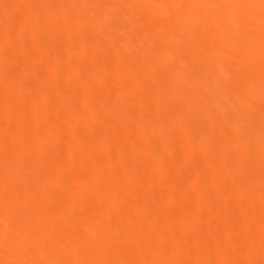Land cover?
I'll use <instances>...</instances> for the list:
<instances>
[{"label":"bare ground","instance_id":"6f19581e","mask_svg":"<svg viewBox=\"0 0 264 264\" xmlns=\"http://www.w3.org/2000/svg\"><path fill=\"white\" fill-rule=\"evenodd\" d=\"M52 2L0 0V264H264V0Z\"/></svg>","mask_w":264,"mask_h":264},{"label":"rangeland","instance_id":"374dc122","mask_svg":"<svg viewBox=\"0 0 264 264\" xmlns=\"http://www.w3.org/2000/svg\"><path fill=\"white\" fill-rule=\"evenodd\" d=\"M51 1H60V0H51ZM63 1V0H62ZM52 2V3H53ZM65 2V1H64ZM64 2H59V3H64ZM56 3V2H55ZM107 32V31H106ZM103 33V34H102ZM109 34H111L110 32L108 33H104V31H102V32H100V33H98V32H96V34L95 35H93V37H92V35H89L88 36V39H89V42H91V39L93 38L94 40H96L95 38H97L98 40L99 39H104V40H106L107 42L108 41H110V40H107L108 38L110 39V36L111 35H109ZM62 35V34H61ZM60 36V35H59ZM58 36V37H59ZM49 37V36H48ZM47 37V38H48ZM95 37V38H94ZM44 38L43 40V42L45 43V44H43V42L41 43L42 44V47H44V48H46V45H48L49 43H51L52 45L53 44H62L63 43V40L65 41V39H64V37L62 36L61 38L59 37V38H57L56 39V37H54V39H53V37H51V39L50 38ZM47 39V41L46 42H48L47 44H46V42H45V40ZM92 39V40H93ZM97 40V41H98ZM112 40V39H111ZM103 41V40H102ZM95 42V41H94ZM93 42V43H94ZM112 42V41H111ZM20 43V42H19ZM22 43V42H21ZM24 43V42H23ZM29 42L28 41H25V44H28ZM92 43V42H91ZM91 44L92 46H95L94 44ZM103 43H104V41H103ZM14 44H16V42L14 43ZM22 45V44H21ZM50 45V44H49ZM56 45V46H57ZM91 45H89V46H91ZM13 46V45H12ZM51 46V45H50ZM50 46H48V47H50ZM59 46V45H58ZM91 46V47H92ZM17 48V47H16ZM87 48H89L88 46H87ZM96 48H97V51H98V49H101L102 50V52L104 53V49L103 48H98L97 46H95V47H92V48H90V49H88V51H91V52H89V53H92L93 51H95V53H93V54H88L89 56H92V57H89V58H87V60H88V64L90 63V65L91 64H97L99 61V59H100V61H101V58H102V55L101 56H98V55H96V54H98V52L96 53ZM12 50H14V49H12ZM11 49L9 50L10 52H13ZM16 50V49H15ZM14 50V51H15ZM41 50V49H40ZM101 50H100V52H101ZM53 54V53H52ZM81 54H79V55H77V56H75V59L76 60H78V58L80 59L81 58V56H80ZM98 56V57H94V56ZM57 61L59 62V71H60V73L61 74H64V73H67V72H69L70 74H72V72H74L75 74L76 73H79L80 71H78V68H74V67H72L71 69H72V71L70 72L69 70H70V65L68 66V64L66 63V57L63 55V54H60V55H58L57 57ZM82 58H83V56H82ZM81 58V59H82ZM97 58H99V59H97ZM81 59H80V61H81ZM92 59V60H91ZM86 60V58L84 59V61ZM90 61V62H89ZM86 63H87V61H86ZM100 63V62H99ZM98 63V64H99ZM94 65V66H95ZM13 68H15V66H12ZM10 68H11V66H10ZM9 68V69H10ZM8 69V68H7ZM3 70V71H0V78H1V80H3V79H7L8 78V76H10V75H8V73H7V71L8 70ZM10 70H12V68L10 69ZM9 70V71H10ZM14 71V70H13ZM11 73H12V71H11ZM10 73V74H11ZM68 73V74H69ZM73 73V74H74ZM7 76V77H6ZM30 76V75H29ZM29 76H26V77H24L23 79H22V81H24L23 83H25L24 85L26 86V87H30V85H31V80L32 79H30V78H32V77H30L29 78ZM6 77V78H5ZM30 79V80H29ZM33 80H34V78H33ZM17 81V80H16ZM18 82H20V79H18ZM33 82V81H32ZM22 83V82H21ZM23 85V86H24ZM16 90V89H15ZM10 92V91H9ZM15 92V91H14ZM13 92V94H16V93H14ZM5 93V92H4ZM12 93V92H11ZM7 94H9V93H7ZM7 94H6V96H7ZM5 94H3V92H0V105H1V107H0V113H1V111L2 110H5V111H10V113L12 112L13 113V111H14V107H13V105L11 104V106H6L7 104H5ZM27 99L28 98H26V99H23L25 102H27ZM29 100V99H28ZM27 103H29V102H27ZM24 106V105H23ZM25 106H27V105H25ZM3 108V109H2ZM5 108V109H4ZM30 108V105H28V107H27V109H29ZM34 108V107H33ZM33 108H31V110L33 109ZM35 109V108H34ZM30 110V111H31ZM5 111H2V112H5ZM99 112V111H98ZM102 113V112H101ZM58 118L59 117V115H55V116H46V118H50V119H53V118ZM54 118V119H55ZM94 122V123H93ZM93 122H88L87 124H84V125H82V127H79V131L81 130V132H82V129L84 128V127H86V128H88V129H90L91 127H92V125L93 126H96V125H98L99 126V123H97V122H95V121H93ZM95 124V125H94ZM11 126H15L14 124H12ZM90 128H89V127ZM86 128H84L85 130V132L83 133V134H87L86 136L85 135H82V133L81 134H78L79 135V137H81V139H89V135H90V137H91V131H94L93 130V127L90 129V130H88L87 129V131H86ZM95 128V127H94ZM77 130V131H78ZM111 131H113V132H111ZM109 133H110V138H111V136H114V135H116V134H114V131H116L115 129L114 130H111ZM117 132V131H116ZM115 132V133H116ZM111 134H113V135H111ZM231 134V133H230ZM153 135V134H152ZM232 135H233V133H232ZM145 138V137H144ZM87 139V140H88ZM90 139H92V138H90ZM103 139H105V140H103ZM108 138H102V139H98V141H96L98 144H99V146H100V150L98 151V152H96V153H94V157L96 158V159H98V160H101V159H104L105 157H107V156H110V155H113V153H114V149L113 148H111V146H110V141H109V139L107 140ZM149 143H153L155 140L153 139V136L152 137H150V136H148L147 137V139H146ZM145 140V141H146ZM84 141V140H83ZM83 141H82V143H83ZM92 141V140H91ZM215 142V141H214ZM80 144V143H79ZM82 145V144H81ZM83 145H86V144H83ZM212 145V144H211ZM110 146V147H109ZM80 147V146H79ZM83 149V151H85V152H87L88 151V147L87 146H83L82 148H81V150ZM50 153V155H48ZM53 152H52V150L50 149V150H48V152L46 153H41V154H38L37 156H36V160L35 161H37V159H38V161H39V159H42V160H46V159H48L49 158V156L50 157H52V154ZM203 155L205 156V158H207V159H212V158H214V151H213V149L211 148V147H209V148H206L203 152ZM37 161V162H38ZM47 161V160H46ZM45 161V162H46ZM40 162V161H39ZM186 162L189 164V166H191V167H195V165H197V164H199L200 163V160H198V159H196V157H191V158H188V159H186ZM38 171H40L41 172V175H42V170H38ZM39 173V172H38ZM37 174V173H36ZM169 174V176H170V174H171V172H169V173H167V175ZM172 174H173V172H172ZM183 175H185L184 173H182ZM182 174H180V175H182ZM38 175V174H37ZM39 176V175H38ZM172 176V175H171ZM173 176H175V175H173ZM186 176V175H185ZM27 177V178H26ZM24 179H25V181H27L28 180V176H26ZM184 177V176H183ZM250 179V178H249ZM29 181H32L31 179L29 180ZM36 182V181H35ZM33 184H35L34 183V181L32 182ZM37 183V182H36ZM203 197H204V195H203ZM211 202H213V201H211ZM210 202V203H211ZM206 203V202H205ZM213 204V203H212ZM211 204V205H212ZM208 206V205H207ZM215 206V205H214ZM209 207H211V206H209ZM178 231V230H177ZM206 231V230H205ZM180 232V231H179ZM204 232V231H203ZM174 234H176V236L179 234V233H174ZM178 237V236H177ZM176 237V238H177ZM181 236L179 235V237L178 238H180Z\"/></svg>","mask_w":264,"mask_h":264}]
</instances>
